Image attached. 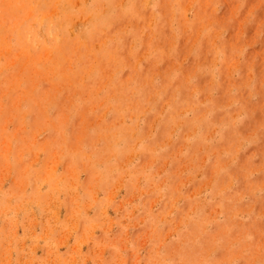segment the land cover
Wrapping results in <instances>:
<instances>
[{
	"label": "rangeland",
	"instance_id": "rangeland-1",
	"mask_svg": "<svg viewBox=\"0 0 264 264\" xmlns=\"http://www.w3.org/2000/svg\"><path fill=\"white\" fill-rule=\"evenodd\" d=\"M0 264H264V0H0Z\"/></svg>",
	"mask_w": 264,
	"mask_h": 264
}]
</instances>
